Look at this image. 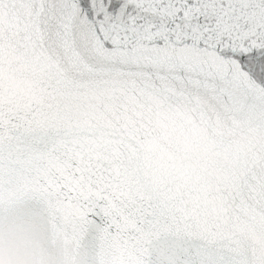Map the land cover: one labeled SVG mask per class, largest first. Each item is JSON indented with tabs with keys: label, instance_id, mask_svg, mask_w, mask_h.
<instances>
[{
	"label": "snow or ice",
	"instance_id": "6c2138e0",
	"mask_svg": "<svg viewBox=\"0 0 264 264\" xmlns=\"http://www.w3.org/2000/svg\"><path fill=\"white\" fill-rule=\"evenodd\" d=\"M0 264H264V0H0Z\"/></svg>",
	"mask_w": 264,
	"mask_h": 264
}]
</instances>
